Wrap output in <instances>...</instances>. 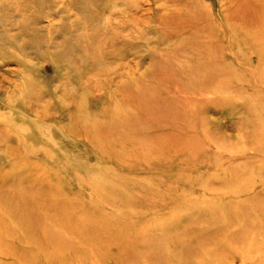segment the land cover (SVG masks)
<instances>
[{
    "label": "rangeland",
    "instance_id": "rangeland-1",
    "mask_svg": "<svg viewBox=\"0 0 264 264\" xmlns=\"http://www.w3.org/2000/svg\"><path fill=\"white\" fill-rule=\"evenodd\" d=\"M68 1L0 0V264H264V0Z\"/></svg>",
    "mask_w": 264,
    "mask_h": 264
},
{
    "label": "bare ground",
    "instance_id": "bare-ground-1",
    "mask_svg": "<svg viewBox=\"0 0 264 264\" xmlns=\"http://www.w3.org/2000/svg\"><path fill=\"white\" fill-rule=\"evenodd\" d=\"M118 1H124V2H127L126 4H128V5H132V3H135V0H108V1H106L107 2V4L105 3V7H106V5L109 7V6H115L116 4H117V2ZM102 2H104V0H69L68 1V5L70 6V7H73V8H76L79 12H80V14H83V15H85V14H89V15H85V20H84V22H83V26L84 27H86L87 29H90V30H93L94 31V28L96 27V23H97V20H98V18H92L91 16H92V12H91V7H99L100 5H102L103 3ZM112 8V7H111ZM94 11V10H93ZM97 12V11H96ZM91 15V16H90ZM121 18H123L124 20H126L125 22H123V24H122V29H125V30H127V29H129L130 27H131V21H129V20H131V17H122L121 16ZM70 21L71 20H67V23H68V27H67V29H66V35H68L67 36V42L71 45V42L74 40V39H77L80 43H82V44H85L86 46H90L92 43H94V44H96L95 42H94V39H95V36H97V34L95 35V34H93V35H73L74 34V32L71 34V26H73L71 23H70ZM73 21V20H72ZM82 21V20H81ZM73 22H77V20L76 21H73ZM77 24V23H76ZM76 24H74V25H76ZM81 24V23H80ZM79 25V24H78ZM82 26V25H81ZM76 28V27H75ZM77 28H79V27H77ZM82 29V28H81ZM74 30H76V29H74ZM73 30V31H74ZM85 30V29H84ZM96 30V29H95ZM76 32V31H75ZM79 32H80V30H79ZM85 32V31H84ZM96 32V31H95ZM77 33V32H76ZM93 33V32H92ZM75 37V38H74ZM78 45V44H77ZM67 51V50H66Z\"/></svg>",
    "mask_w": 264,
    "mask_h": 264
}]
</instances>
